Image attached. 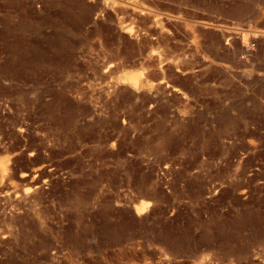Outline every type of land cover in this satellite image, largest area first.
<instances>
[{"label":"rangeland","instance_id":"1","mask_svg":"<svg viewBox=\"0 0 264 264\" xmlns=\"http://www.w3.org/2000/svg\"><path fill=\"white\" fill-rule=\"evenodd\" d=\"M0 264H264V0H0Z\"/></svg>","mask_w":264,"mask_h":264}]
</instances>
